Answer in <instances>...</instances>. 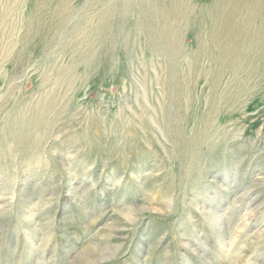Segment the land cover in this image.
Returning a JSON list of instances; mask_svg holds the SVG:
<instances>
[{
  "label": "rangeland",
  "instance_id": "rangeland-1",
  "mask_svg": "<svg viewBox=\"0 0 264 264\" xmlns=\"http://www.w3.org/2000/svg\"><path fill=\"white\" fill-rule=\"evenodd\" d=\"M135 1L0 0V264H264L253 0Z\"/></svg>",
  "mask_w": 264,
  "mask_h": 264
},
{
  "label": "bare ground",
  "instance_id": "bare-ground-1",
  "mask_svg": "<svg viewBox=\"0 0 264 264\" xmlns=\"http://www.w3.org/2000/svg\"><path fill=\"white\" fill-rule=\"evenodd\" d=\"M177 0H165V3H174ZM229 1V0H226ZM128 2H132V0H121V3L123 5L127 4ZM136 3H139L138 0L135 1ZM182 5L183 1L182 0H178L177 3ZM214 2H217L219 4V0H215ZM223 2V1H222ZM147 3V2H146ZM159 2L153 1L152 4H154L155 6H153V11L157 13V16L162 17V19L164 20V22L169 21V18H167V15L169 16V14L167 12L164 11H160L159 9H157ZM145 4V2L142 0V3H140L139 5H143ZM214 5V4H213ZM233 8L232 13H230L229 15L235 16V14H237L238 12L236 11L237 8L241 5L240 2L238 3H234L231 4ZM126 6V5H125ZM216 6V5H214ZM253 6H255V8L253 9V12L249 15L251 18V23H253L254 21H259L260 25L259 28L256 29H250L248 27V25L250 24V22H247V26L244 29H239L240 30V34L243 36L242 38H240L238 45H236V47L241 48V49H251L253 51H256L258 49V51H261V54L264 53V0H253ZM225 8V7H224ZM214 9V8H213ZM212 11V10H211ZM230 11V10H229ZM232 11V10H231ZM187 11H185L184 13H186ZM213 12V11H212ZM188 13V12H187ZM235 13V14H233ZM233 14V15H232ZM215 16V15H214ZM229 16V17H230ZM159 17V18H160ZM218 17V16H217ZM227 17L226 19H228V21L230 20V18ZM225 20V19H224ZM224 20L222 22H224ZM205 21V20H204ZM233 21V20H231ZM242 22V21H241ZM158 23V22H157ZM214 25V24H213ZM235 26V25H234ZM230 26H227L224 30H226L227 28H229ZM255 32H254V31ZM172 34V33H171ZM229 35V34H228ZM237 35V34H236ZM172 36V35H171ZM169 37V36H168ZM226 39V38H225ZM238 41V40H237ZM230 47V46H229ZM236 48V49H237ZM236 51V50H235ZM234 54V53H233ZM221 57V56H220ZM248 57V56H247ZM221 61V60H220Z\"/></svg>",
  "mask_w": 264,
  "mask_h": 264
}]
</instances>
